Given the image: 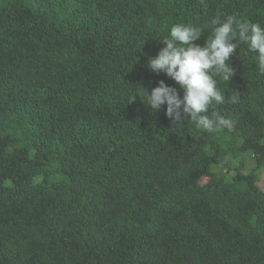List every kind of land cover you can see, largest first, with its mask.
I'll return each mask as SVG.
<instances>
[{
  "label": "trees",
  "instance_id": "1",
  "mask_svg": "<svg viewBox=\"0 0 264 264\" xmlns=\"http://www.w3.org/2000/svg\"><path fill=\"white\" fill-rule=\"evenodd\" d=\"M230 15L264 26V0H0V264H264L258 53L217 77L229 127L145 102L183 96L148 64L171 28L204 46Z\"/></svg>",
  "mask_w": 264,
  "mask_h": 264
},
{
  "label": "clouds",
  "instance_id": "2",
  "mask_svg": "<svg viewBox=\"0 0 264 264\" xmlns=\"http://www.w3.org/2000/svg\"><path fill=\"white\" fill-rule=\"evenodd\" d=\"M216 25L204 46L197 41L202 30L192 24L178 23L170 30V38L162 39L164 47L148 64L157 74L164 72L183 89L181 97L176 87L159 81L148 94L146 104L153 110L167 105L166 114L175 122L188 116L196 121L201 130L229 127L232 121L223 115H207L210 106L223 103L224 95L217 87V77L231 80L234 69L226 63L240 43L248 45L251 52L258 53V69L264 74V26L259 22L241 20L236 16H219L212 19ZM235 41V42H234ZM237 97H232L235 103Z\"/></svg>",
  "mask_w": 264,
  "mask_h": 264
}]
</instances>
